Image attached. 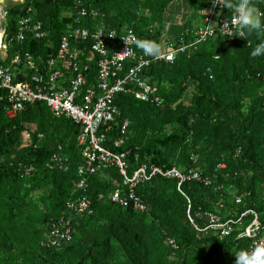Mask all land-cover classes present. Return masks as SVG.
<instances>
[{
  "label": "trees",
  "instance_id": "1",
  "mask_svg": "<svg viewBox=\"0 0 264 264\" xmlns=\"http://www.w3.org/2000/svg\"><path fill=\"white\" fill-rule=\"evenodd\" d=\"M74 1L24 0L7 8L8 57L29 52L43 60L56 52L61 35L72 24ZM210 1L82 3L104 13L106 26L118 31L132 28L139 40L159 43L169 16L183 9L195 13V19L202 16L201 11H210ZM29 7L49 36L37 40L27 34L19 44L16 32ZM222 13L230 11L225 8ZM191 22L185 23L184 31L193 29ZM51 42L53 48H48ZM258 42L255 34L248 44L246 38L230 41L216 35L191 48L190 56L178 55L172 64L151 63L143 76L161 98L160 106L125 94L115 100L120 120L130 124L124 145L113 147L121 137L113 127L106 147L128 154V172L142 163L162 169L175 166L184 172L195 168L211 179L212 186L187 181L179 190L177 180L154 177L136 189L146 205V210L138 211L131 205H116L107 196L98 200L99 194L107 195L122 181L118 170H107L89 181L87 196L93 213L74 219L72 239L60 247L51 245L50 230L67 205L79 197L74 189L77 168L83 163L78 145L83 128L67 118H54L45 104L27 105L9 118L5 103H0V264H235L233 255L247 248V241L237 240L236 234L223 240L198 234L187 212L189 206L193 214L199 207L213 210L223 200L231 211L253 208L264 219V81L258 76L264 75V56L250 55ZM137 51L142 49L137 46ZM249 83H255L258 90L245 109ZM190 87L193 94L186 106L182 99ZM166 126H171L169 134ZM58 145L69 160L68 172L45 166ZM191 154L198 156L197 164L190 161ZM220 163L226 168L216 171ZM218 187L221 190L214 189ZM239 195H244L243 204L235 206ZM169 239L177 248L168 244Z\"/></svg>",
  "mask_w": 264,
  "mask_h": 264
},
{
  "label": "built area",
  "instance_id": "2",
  "mask_svg": "<svg viewBox=\"0 0 264 264\" xmlns=\"http://www.w3.org/2000/svg\"><path fill=\"white\" fill-rule=\"evenodd\" d=\"M24 3V0H12ZM255 6L264 11V0H253ZM210 11H201L204 23L192 30H185L175 38H160V52L152 56L137 51L135 41L138 39L132 28L115 30L104 23L105 14L101 11L85 7L82 0H75L72 24L67 25L61 35L56 52H51L45 59H40L29 52L16 53L8 57L6 42V23L4 9L0 7V103H5V113L9 118L20 114L27 105L45 104L56 119L67 118L83 128L78 137L81 160L77 168L78 181L74 192L79 197L67 205L50 230L51 245L60 247L72 239V222L77 217L93 213L92 201L87 196L89 181L92 177L110 169H116L122 181L115 184L113 191L107 195L99 194L98 200L109 198L110 201L122 207L132 206L138 211L146 210V205L136 193V189L150 179L161 176L178 181V189L185 182H197L206 187L212 186L209 177L200 170L188 169L186 172L177 167L162 169L142 163L133 172H128L127 153L113 152L106 147L107 134L113 127L119 129L121 137L113 142L118 149L125 143L129 121H121V110L115 104L120 94L131 95L136 100L148 102L156 106L162 100L155 94V88L143 76L144 69L151 63H174L177 56H190L191 48L207 41L216 35H221L234 41L239 36H225L221 28L231 17L221 14L225 8L213 5L210 1ZM228 10V9H227ZM31 8L26 10L20 19L16 37L18 43L25 41L27 34L34 39L44 40L49 36L42 23L34 19ZM86 21V26L83 22ZM152 33V28H150ZM191 35L192 39L187 37ZM127 42H125V41ZM53 48V43L47 45ZM128 48V51H127ZM127 51V52H126ZM217 59V57H215ZM264 81V75H258ZM210 79L213 78L210 73ZM30 134H26V139ZM38 134V138H42ZM198 156L191 154L190 161L197 164ZM49 169H59L68 172L71 168L61 145L45 164ZM226 165L220 163L216 171L224 170ZM221 190V187L214 188ZM244 195L234 198V205L243 204ZM188 219L194 231L198 234L212 235L223 240L236 234L237 240H246L247 248L258 241H264V219L262 213L253 208L241 212L231 211L223 200L214 204L213 210L199 207L190 212ZM199 222H203L202 225ZM168 244L177 248L174 240Z\"/></svg>",
  "mask_w": 264,
  "mask_h": 264
},
{
  "label": "clouds",
  "instance_id": "3",
  "mask_svg": "<svg viewBox=\"0 0 264 264\" xmlns=\"http://www.w3.org/2000/svg\"><path fill=\"white\" fill-rule=\"evenodd\" d=\"M213 5H219L232 12L231 17L221 27L224 29L225 36L246 38L248 44L249 37L255 34L260 38V42L252 48L250 55L264 56V11L258 9L253 0H213ZM135 43L148 55H158L161 50L156 41L137 39ZM233 256L235 264H264V241H258L250 249H241Z\"/></svg>",
  "mask_w": 264,
  "mask_h": 264
},
{
  "label": "rangeland",
  "instance_id": "4",
  "mask_svg": "<svg viewBox=\"0 0 264 264\" xmlns=\"http://www.w3.org/2000/svg\"><path fill=\"white\" fill-rule=\"evenodd\" d=\"M18 4H20V3H15V2H13L12 0H3L1 8L4 9L3 11H4V13H5V20H6V12H5L6 9H7V8H10V7H12V6L18 5ZM169 12H170V11H169ZM187 14H188V16H186ZM194 14H195V13H194ZM194 14L191 13V14L189 15V13H187V11H184V10L182 11V10H181V12H175V13L172 15V19H174V20H177V18L180 19L181 17H185V18H183V19H180V21H178V22H179L178 27H180V26L182 27V29L179 30L180 32H179L178 34L184 32V25H185V23H186L187 21H189V20H192V22H191L190 24L193 26V28L197 27L198 25H202V24L204 23V18H203V16H201L200 14H198V17H195V19H193L192 16H193ZM187 17H188V18H187ZM172 21H173V20H171L170 22H168V24H171ZM162 29H164V28L162 27ZM161 37H162V33H161ZM163 38H164V37H163ZM248 86H249V87H247V91H246V93H249L250 96L247 95V94L244 96V101H245L244 105L246 106V107H244L245 109L248 107V105H249V103H250L249 101H251L252 98L255 97V95L257 94V90H258V87L255 85V83H249ZM192 94H193V88H192V87L187 88V90H186V92H185V96H184V98L182 99V103H183L184 105L188 106V105L191 103V97H192ZM170 132H171V126H166V133L169 134ZM211 259H212L213 261H217V260H218V259H217V256H216V257H215V256H212ZM218 263H220V260H218Z\"/></svg>",
  "mask_w": 264,
  "mask_h": 264
},
{
  "label": "crops",
  "instance_id": "5",
  "mask_svg": "<svg viewBox=\"0 0 264 264\" xmlns=\"http://www.w3.org/2000/svg\"><path fill=\"white\" fill-rule=\"evenodd\" d=\"M181 5L184 6L183 2L181 3ZM181 10L183 11V9H181ZM181 10L179 12H181ZM187 13H189V15H190L192 12H187ZM186 16H188V14ZM183 18H185V17H181L180 19H183ZM169 19H171L173 21H172L171 24H168V22L164 23V25H163L164 29H161V33H162V37L161 38L166 37V38H171L172 39V38H175V37H177V36H179L181 34V33L178 34L180 32L179 30L182 29L181 26L178 27V24H179L178 21H180V19L177 18V20H174V19H172V15L169 16Z\"/></svg>",
  "mask_w": 264,
  "mask_h": 264
},
{
  "label": "bare ground",
  "instance_id": "6",
  "mask_svg": "<svg viewBox=\"0 0 264 264\" xmlns=\"http://www.w3.org/2000/svg\"><path fill=\"white\" fill-rule=\"evenodd\" d=\"M2 2H3V0H0V7L2 6ZM1 37V36H0Z\"/></svg>",
  "mask_w": 264,
  "mask_h": 264
}]
</instances>
